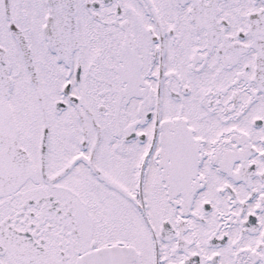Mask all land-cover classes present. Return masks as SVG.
<instances>
[{
  "label": "snow or ice",
  "instance_id": "1",
  "mask_svg": "<svg viewBox=\"0 0 264 264\" xmlns=\"http://www.w3.org/2000/svg\"><path fill=\"white\" fill-rule=\"evenodd\" d=\"M0 264H264V0H0Z\"/></svg>",
  "mask_w": 264,
  "mask_h": 264
}]
</instances>
